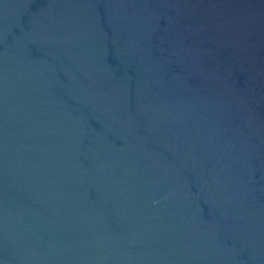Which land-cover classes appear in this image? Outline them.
Masks as SVG:
<instances>
[{"label": "water", "instance_id": "water-1", "mask_svg": "<svg viewBox=\"0 0 264 264\" xmlns=\"http://www.w3.org/2000/svg\"><path fill=\"white\" fill-rule=\"evenodd\" d=\"M0 264H264V0H0Z\"/></svg>", "mask_w": 264, "mask_h": 264}]
</instances>
